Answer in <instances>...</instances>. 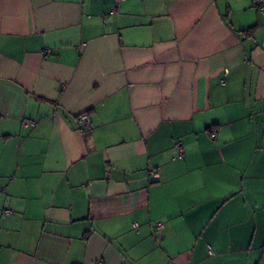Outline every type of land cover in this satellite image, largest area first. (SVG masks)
I'll list each match as a JSON object with an SVG mask.
<instances>
[{"label": "crops", "instance_id": "crops-1", "mask_svg": "<svg viewBox=\"0 0 264 264\" xmlns=\"http://www.w3.org/2000/svg\"><path fill=\"white\" fill-rule=\"evenodd\" d=\"M112 7L0 0V264H264V12Z\"/></svg>", "mask_w": 264, "mask_h": 264}, {"label": "built area", "instance_id": "built-area-1", "mask_svg": "<svg viewBox=\"0 0 264 264\" xmlns=\"http://www.w3.org/2000/svg\"><path fill=\"white\" fill-rule=\"evenodd\" d=\"M122 1L123 0H113V7L109 11L110 15L115 14L117 7L119 6V4ZM254 1L258 5V9L261 12H264V4H261V0H254ZM45 52H46V50H43V53H45ZM31 123H34V122H31ZM74 123H75V127L79 131H82V132H87V131L91 130L92 127L94 126L89 114L85 111L80 112L74 116ZM210 136L212 138H215V136H216V131L213 128H210ZM171 150L174 152V158H182L184 155V148L179 141L174 142ZM150 176L156 178L159 175L156 171L151 170ZM3 212L6 214H11V210H4ZM155 227L158 231H160V229H162V223L161 222L155 223Z\"/></svg>", "mask_w": 264, "mask_h": 264}]
</instances>
